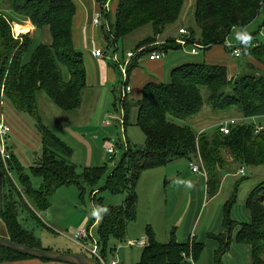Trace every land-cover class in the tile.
<instances>
[{
    "label": "trees",
    "instance_id": "1",
    "mask_svg": "<svg viewBox=\"0 0 264 264\" xmlns=\"http://www.w3.org/2000/svg\"><path fill=\"white\" fill-rule=\"evenodd\" d=\"M99 1L102 5L100 26L106 49L112 56L119 52L120 40L146 26L152 29L151 34L135 44V51L142 50L129 65V75L140 57L154 51L166 54L171 49L181 48L175 43L174 36L168 37L162 46L148 45L163 38L166 29L180 20L186 0ZM5 5L16 16L7 15L2 9ZM112 5L114 11L111 10ZM263 7L264 0H195L193 20L196 28L180 26L187 31L180 35L185 37L187 45H199L200 49H211L217 45L229 48L227 38L233 27L249 26ZM0 10V88L3 97L15 109L36 119L43 146V155L33 167L34 172L44 179L42 188L34 190L29 187V179L21 175L22 182L28 186L29 198L37 208L46 210L50 204L49 197L63 185L77 184L82 196L89 189L90 195L103 188L114 193L129 189L123 206L118 209L108 206L109 212L101 213L98 245L103 256H106L110 236L123 241L128 224L136 219L135 188L143 170L165 166L178 158L192 161L197 157L206 171V192L210 197L219 191L222 175L235 170L234 164L241 169L247 166L264 170V126L260 129L253 123L238 122L230 125L228 134L220 131L218 126L210 134L198 133L184 123L201 112L205 105L217 110L237 106L244 118L264 115V40L259 41L255 34L252 35V46L247 50L240 44L237 46L241 49L240 56H251L263 65L261 70L250 68L233 81L228 78L226 65L206 61L185 62L171 70L169 82H148L136 101L129 100V95L122 100L120 93L114 103L115 109L119 114L123 113L126 128L130 124L132 109L137 108L135 124L147 137L145 147L128 146L126 149L123 145V156L114 167L104 164L78 173L76 166L69 162L73 150L42 121L37 111L38 95L42 92L63 110H74L81 105L88 79L82 53L74 46L77 5L74 0H0ZM13 18L30 20L38 31L48 27L52 42L38 43L28 56L34 40L28 34L21 38L13 36ZM64 69L69 74L67 80L64 79ZM10 152V172L15 169L21 172V163L12 149ZM0 164L1 171L5 173L0 179V217L8 229L9 238L41 248L40 239L19 220L22 207L28 208V204L1 160ZM104 178L105 184L100 188ZM8 197L14 199L7 201ZM92 201L96 206L106 207L97 196H93ZM235 201L236 195L226 202L222 230L211 236L218 242L213 264H224V256L233 243L249 248L252 264H264V180L247 197L250 221L238 222L232 217ZM95 221L93 217L91 225ZM147 239L138 264H194L200 260L205 248L203 242H180L174 236L161 243L150 227ZM23 258L33 257L0 246V264Z\"/></svg>",
    "mask_w": 264,
    "mask_h": 264
},
{
    "label": "rangeland",
    "instance_id": "2",
    "mask_svg": "<svg viewBox=\"0 0 264 264\" xmlns=\"http://www.w3.org/2000/svg\"><path fill=\"white\" fill-rule=\"evenodd\" d=\"M194 1L186 0L180 20L166 29L163 38L148 46H162L168 37L174 36L175 43L184 48V50L180 48L174 49V51H180L186 56V62L204 61V49H198L200 55L195 56L191 53L190 48L192 46H184L180 43L181 40L185 39L184 36L180 35L182 34L180 26L196 28L193 20ZM74 2L80 7L78 0H74ZM2 9L7 15H11L8 12L7 5L3 6ZM13 19H15V22L24 23L21 18ZM17 22L16 24H19ZM24 30L26 31L25 28ZM151 31V27L146 26L129 35L125 41L120 40L118 51L130 50L135 42L151 34ZM247 31L251 35L255 34V38L259 41L264 40V7L258 17L247 27ZM227 43L239 45L233 30L227 38ZM37 44L38 40L33 42L28 56ZM103 46L106 48L105 43ZM228 49L232 50V48ZM231 59L237 63L241 62L242 65L245 64L246 71H249L250 68L255 71L263 68L262 64L249 55H243L241 58L232 56ZM63 74L64 79L67 80L69 74L66 69L63 70ZM243 74L244 72H240L239 76ZM228 78L233 81L237 78L236 75H232L230 66L228 67ZM122 81L123 77L120 74L119 83L110 84L107 92L106 89H103L105 91L101 89L103 92H101L100 98L94 96L93 89L88 88V85L83 91L80 107L74 110H63L45 92L38 95L37 111L39 116L73 150L69 162L76 166L78 173L104 164L114 167L123 156L124 150L121 148L123 145L126 149H128V146L143 148L146 145L147 137L145 133L134 122L136 107L132 109L130 124L125 128L120 123L123 114L116 111L114 103L115 98H119L120 95L115 87L116 85L121 86L124 83ZM134 100L136 101V99ZM2 103V110L12 127V132L6 142L22 165L21 172L15 169L11 170L10 174L11 179L28 204V208L23 206L20 211L19 220L21 224L40 239L41 248L43 249L92 256L88 249L92 243L91 237L83 240L85 246L82 247L78 244L80 239L77 236V231L82 227H90L92 237L96 241L99 240V220L96 219L95 223L91 225L93 221L91 212L98 206L93 204L92 197L101 198L103 205L106 207L118 209L123 206L129 195V189L114 193L108 188H103L99 192L96 190L91 195L89 189L82 196L81 189L77 184L63 185L49 197L50 204L46 210L37 208L34 201L28 196V186L22 182L21 178V175L27 177L30 182L29 187L34 190L41 189L44 182L43 177L33 170V167L36 166L43 155L41 135L36 119L28 113L15 109L3 95ZM231 118H235L237 123L245 122L259 125V122H261L264 124V116L258 117V119L244 118L241 109L237 106H232L227 110H217L207 105L204 106L201 112L189 117L184 123L191 126L196 132L200 128H205L204 132L211 134L219 124L218 122ZM107 120L112 122L111 126L106 125ZM110 146L115 148V154L107 151ZM190 162L191 160L187 158H178L165 166L147 168L142 171L135 188L137 195L136 219L128 224L123 241L113 235L110 236L106 247L108 264L112 260H118L119 264H138L143 247H131L128 242L129 240L137 241L147 237L149 227L153 230L156 240L161 243L168 242L173 236L181 241L186 231L190 234L189 238L191 239L195 238L199 241L204 236L208 239L218 232L214 231V227L219 222L221 225L225 204L234 195H236V201L233 204L232 217L238 222L250 221L251 217L246 206V200L252 189L264 180V170L246 166L243 167L245 174H242L241 168L234 164L233 168L235 170L225 172L222 175L219 191L213 197H210L206 193V176L203 173L193 172L190 168ZM192 162L200 164L197 157H194ZM7 171L10 172V169ZM1 172L3 175L2 180L5 173L3 170ZM1 180L0 186H2ZM177 180L191 181L193 187L188 188L182 184L177 185L174 183ZM104 184L105 178L102 179L99 187H103ZM13 197L16 198L15 195ZM14 198L8 197L7 201ZM17 200L20 199L17 198ZM1 202L0 199V204ZM203 232H205L204 236H202ZM232 249V252L224 256V264H252L249 248L233 243ZM205 255L206 252L201 256L198 264H206Z\"/></svg>",
    "mask_w": 264,
    "mask_h": 264
},
{
    "label": "crops",
    "instance_id": "3",
    "mask_svg": "<svg viewBox=\"0 0 264 264\" xmlns=\"http://www.w3.org/2000/svg\"><path fill=\"white\" fill-rule=\"evenodd\" d=\"M78 1H79L78 3H80V7L77 6V13L75 16L74 26H73L74 46L76 50L82 53L83 60L87 68V79L89 85L88 88H92L94 96L95 97L98 96L100 98L101 92L105 91L103 89H106L107 92L108 86L110 84L119 83V75L121 74V72L118 69V67H116L115 64L113 63L111 57L112 54L103 46L104 43L106 45V42L103 37L101 26L96 25L94 23V18L96 14L99 13V11L101 10L102 7L101 2L99 0H78ZM113 9L114 7L112 5L111 10ZM8 12L12 16H16L13 14L11 10H8ZM20 25L26 29L27 31L26 33L30 37H32L34 41L38 40V43L44 42L47 44L52 42L51 33L48 27H45L43 28V30L38 31L30 20H24V23H20ZM137 42L134 43V46ZM98 48L105 49L104 57L95 56L94 50ZM133 48H130V50L135 51ZM181 48L182 50H184L183 47ZM192 48L193 46L190 49L192 50ZM125 52H126L125 49H123V52H118L117 53L118 57L122 59L123 56L125 55ZM198 53L194 55L195 56L200 55V53L199 54ZM232 56L234 55L225 45H217L212 47L211 49H206L203 52L204 61L213 64L226 65L227 67L230 66L232 68V75L233 76L236 75L238 77L239 73L246 71L247 68L246 65L245 64L242 65L241 62L237 63L232 61L231 59ZM241 57L242 55L236 58H241ZM186 59H187L186 56H184L180 51H174V49L169 50L165 54V56L161 59H149L148 55L137 59L138 65L131 71L129 75V83L132 87V92L129 94V100L132 101H135L134 99L138 100L141 97L144 86L148 82H157V83L168 82L170 80L171 70L175 66L185 63ZM122 82H124V80ZM123 84L121 86L116 85L115 90L117 91V93H121ZM2 105H3L2 89L0 88V113L3 111ZM136 109L137 108H135L137 114ZM263 116L264 115L255 116L251 118L258 119V117H263ZM259 123L260 124L257 125L258 127L264 126L263 123L261 122ZM106 125L111 126L112 122H110V124L106 123ZM204 129L205 128H200L198 132H203ZM221 230H222V223L220 225L219 222L214 227V231H218L217 233H219ZM202 234H203L202 236H204L205 232H203ZM189 235L190 234L188 233V231H186L183 240H181L180 242L193 241V240L198 241L195 238L193 239L189 238L190 237ZM0 236L9 237L8 229L5 223L3 222V220L1 219V217H0ZM130 241L133 240H129L128 244L130 243ZM199 242H203L205 244L203 253L206 252V255L204 257L206 264H213L214 251L218 247V242L211 236L208 239H206V237L204 236L201 239H199ZM134 246H138V245H134ZM232 250L233 249L231 247L228 253L232 252ZM198 262L194 264H198ZM2 264H68V263L58 262V261H47V260L43 261L37 258H23L12 261H5ZM117 264H119V262Z\"/></svg>",
    "mask_w": 264,
    "mask_h": 264
},
{
    "label": "built area",
    "instance_id": "4",
    "mask_svg": "<svg viewBox=\"0 0 264 264\" xmlns=\"http://www.w3.org/2000/svg\"><path fill=\"white\" fill-rule=\"evenodd\" d=\"M108 7H109V4L107 3L106 8H108ZM1 13H2V10H0V14ZM94 23L96 25H101V13L96 14V16L94 18ZM11 25H12V30H13V36L15 38H21L24 34H27V33H19L16 31V29H15L16 22L15 21H12ZM180 32L182 34L187 33L186 29H184V28H181ZM180 43L184 46H186L188 44L186 39L181 40ZM227 46L229 48H232V54L236 51L237 48H239L236 45H230L228 43H227ZM198 49H200L199 45H194L191 52L193 54H197L199 52ZM141 50H142V48L138 49L136 51H133V50L126 51L125 55L122 59H120L117 54H114L112 56V60L119 66L121 75H122L123 80H124V85L121 89L122 100L125 99L132 92V87L129 83L128 69H129V65L131 64L133 58ZM94 54L97 57H104L105 56L104 49H102V48L95 49ZM240 54H241V49H240ZM148 56H149V59H161L165 56V53L160 52V51H154V52L150 53ZM239 56H235V57H239ZM2 95H3V92H2ZM4 113L5 112L2 111L0 114V160L3 163V165L5 166V168L7 170H9V160L11 159V152H10V147L7 145L6 141H7V138L10 136V133L12 132V127H11L10 123L8 122L7 118L5 117ZM110 122L111 121H109V120L106 121L107 124H110ZM120 123H121V125H124V116H123V118L121 117ZM236 123H237V120L235 118H231L229 120L221 121L217 126L220 128V131H222L224 134H228L230 132V125H233ZM259 128L261 129L262 127H259ZM107 151L109 153H112V154L116 153L115 148L111 147V146L107 149ZM198 160L200 161V164H197V163H194L191 161L190 162V168L192 169L193 172L203 173L206 176V171L201 164V160L200 159H198ZM240 171L242 174H245L244 168H242ZM9 173L11 174V172H9ZM77 236L80 239L78 241V244L82 247L85 246V244L83 243V240L91 237L92 243L88 249L91 252L92 256H95L96 257L95 259L100 261L101 264H108L107 260H106V256H103L102 253L100 252L98 241H96L92 237L91 229H88L87 227H83L77 231ZM147 243H148V239H147V237H145V238H142V239L137 240V241H130L129 245H131V246L138 245V246L143 247V246L147 245ZM117 263H118V261L112 260V262L110 264H117Z\"/></svg>",
    "mask_w": 264,
    "mask_h": 264
},
{
    "label": "water",
    "instance_id": "5",
    "mask_svg": "<svg viewBox=\"0 0 264 264\" xmlns=\"http://www.w3.org/2000/svg\"><path fill=\"white\" fill-rule=\"evenodd\" d=\"M2 176L3 175L0 170V179ZM0 246L21 253L23 255H27L29 257L44 259L48 261H58L68 264H101L97 259L82 253L59 252L49 249L31 247L22 243H18L10 239L9 237L0 236Z\"/></svg>",
    "mask_w": 264,
    "mask_h": 264
},
{
    "label": "clouds",
    "instance_id": "6",
    "mask_svg": "<svg viewBox=\"0 0 264 264\" xmlns=\"http://www.w3.org/2000/svg\"><path fill=\"white\" fill-rule=\"evenodd\" d=\"M233 31L235 33V39L236 41L244 47L245 50H247L249 47L252 46L253 36L249 34L247 31L246 26H234ZM235 56L240 55V49L237 48L236 51L233 53ZM177 185H184L185 187L191 188L193 187L191 181H184V180H177L174 181ZM109 212V209L107 207H99L93 209L91 212V215L95 217L97 220H100L102 218L101 213L107 214Z\"/></svg>",
    "mask_w": 264,
    "mask_h": 264
},
{
    "label": "bare ground",
    "instance_id": "7",
    "mask_svg": "<svg viewBox=\"0 0 264 264\" xmlns=\"http://www.w3.org/2000/svg\"><path fill=\"white\" fill-rule=\"evenodd\" d=\"M15 26H16L15 29L17 32H19V33H26L27 32L24 30V28L21 25L16 24Z\"/></svg>",
    "mask_w": 264,
    "mask_h": 264
}]
</instances>
